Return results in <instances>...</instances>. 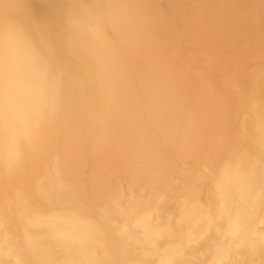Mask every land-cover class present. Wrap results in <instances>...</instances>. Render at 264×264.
<instances>
[{
    "label": "bare ground",
    "instance_id": "1",
    "mask_svg": "<svg viewBox=\"0 0 264 264\" xmlns=\"http://www.w3.org/2000/svg\"><path fill=\"white\" fill-rule=\"evenodd\" d=\"M153 2L46 0L34 6L0 0V257L6 264H121L118 259L135 264L144 254L150 264H187L186 243L200 221L188 219L199 214L197 209L178 201L184 194L194 198L191 187H184L189 174L173 163L184 153L166 140L158 149L145 131L158 135L160 128L147 113L157 109L171 117L172 98L159 97L152 79H162L140 54L141 21L150 20L152 27L159 22ZM134 84L150 98L125 92ZM237 93L236 87L229 93L225 116L213 112L211 120H201L203 141H217L198 148L212 156L208 179L225 203L220 222L204 221L216 229L214 239L219 241L222 232L225 242L250 241L241 224L264 205V189L258 195L253 187L264 183V100L260 105L249 97L243 101ZM196 102L204 109L209 104L208 99ZM191 103L183 101L184 107ZM246 109L252 113L245 116ZM219 148L222 157L214 155ZM81 152L94 155L96 167L106 166L111 153L126 155L125 179L138 188L126 194L127 208L120 210L122 195L108 191L98 177L81 184L79 167L87 161ZM136 155L143 156L138 177L132 174ZM243 168L254 170L252 178ZM173 176L178 177L174 184ZM157 177L163 179L161 192L153 188ZM84 192L94 200L82 198ZM165 208L179 221L170 227L163 216L159 233L149 234L153 213ZM94 215L102 223L95 221L99 229L83 223ZM177 230L184 235L168 261L158 253L159 242ZM225 245L220 259L231 252ZM114 248L120 251L112 261L107 257Z\"/></svg>",
    "mask_w": 264,
    "mask_h": 264
},
{
    "label": "rangeland",
    "instance_id": "2",
    "mask_svg": "<svg viewBox=\"0 0 264 264\" xmlns=\"http://www.w3.org/2000/svg\"><path fill=\"white\" fill-rule=\"evenodd\" d=\"M24 1L37 6L46 0ZM154 1L151 5L159 14V22L158 25L154 24L155 27H152L150 20L141 21L139 32H141L143 44L140 54L142 60L151 63L152 73L162 79L160 82L152 79L154 85L160 88L159 97L172 98L170 100L172 106L169 105L171 117L170 112L165 116L161 110L157 109L147 113V116H152V121H157L160 128L158 135H154L155 132L151 129L145 131L148 134L147 137L158 149L163 148L166 140L168 145H172L171 148L178 144L184 153V155H177L176 157L180 158L174 160L173 163L177 164L176 168L189 174L184 187H191L194 198L189 201L184 194V197L178 201L181 206L188 203L192 206V210L197 209L199 214L196 216L190 214L188 219H195L200 223H194V226L196 225L195 236L186 243L188 250L185 255L186 261H183L187 264H264L263 204L259 203L256 214L251 215L241 224L242 230L248 231L249 236L251 235L250 241L225 242L222 232L219 233V241L212 236V232L216 229L205 222L204 218L220 222L223 217L219 208L225 203L224 200L216 198L214 186L208 179L212 156L198 152L199 146L203 143L217 141L214 138L203 141L201 120H211L209 117H212L213 112H219L218 114L225 116V111L229 106V93L235 87L238 89L237 95L243 101L249 97V100H254L260 105L264 100V0ZM142 81L146 80L142 79ZM129 87L125 89V92L140 93L142 99L149 97L147 91L138 85L134 84ZM204 99H208L209 103L206 109L204 105L199 107L196 102ZM183 101L192 102V105L184 107ZM215 106H218L219 110L215 109ZM155 113L161 114L163 119L161 120ZM251 113V109H246L244 115ZM136 120L130 118L129 122ZM221 148L223 149L222 146ZM221 148L214 154L216 157L224 155L220 152ZM81 154L87 160L79 167L82 171L81 184H87L92 178L98 177L104 186H107L108 191H115L122 195L120 210L127 208L129 202H127L126 194L137 191L138 188L131 187L129 181L125 179L127 166L122 159H126V155L122 156L119 152L108 156L105 154L104 156L108 157L107 165L96 167L92 163L95 160L94 155L83 152ZM142 158L141 155H136L134 158L132 174L135 177L141 176ZM243 172L246 178H252L254 170L243 168ZM159 178L157 177L153 186L156 192H161L164 186L163 179ZM172 180L174 184L178 181V177L173 176ZM99 186L103 187L101 184ZM253 187L254 191L261 195L264 183ZM102 190L106 191L105 188ZM219 193L223 195V190ZM81 196L88 198L91 202L95 197L90 192L81 193ZM233 203L235 204L231 206L236 205L237 201ZM167 208L158 209L153 213V221L148 229L149 234L159 233V221L163 216L169 220L170 227L172 222L179 221L176 212H169ZM121 216V213L115 216V223ZM182 217L183 215H180V218ZM95 221L102 225L97 215H94L92 219L83 218L84 225L99 229L97 225H94ZM231 222L232 220L229 223ZM107 223H112V221L108 220ZM108 234L114 237L112 230L108 229ZM140 234V232L136 233L135 236ZM183 235L184 231L177 230L175 236L163 238L159 242L158 253L168 255L167 260L173 261L171 254L180 245ZM225 243L230 247L231 252L225 258L220 259L219 254L222 247H226ZM113 250V253L107 257L112 261L118 259L117 253L120 249L114 248ZM93 254H95L94 251ZM100 255L95 254L94 256L99 257ZM4 258L0 257V264L7 263ZM150 259L144 254L137 257L135 264H150ZM118 260L121 264H127Z\"/></svg>",
    "mask_w": 264,
    "mask_h": 264
}]
</instances>
